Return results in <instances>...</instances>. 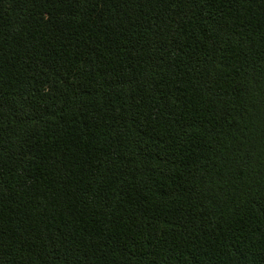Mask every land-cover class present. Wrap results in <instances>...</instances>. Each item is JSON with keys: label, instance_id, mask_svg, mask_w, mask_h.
<instances>
[{"label": "trees", "instance_id": "obj_1", "mask_svg": "<svg viewBox=\"0 0 264 264\" xmlns=\"http://www.w3.org/2000/svg\"><path fill=\"white\" fill-rule=\"evenodd\" d=\"M0 264H264V0H0Z\"/></svg>", "mask_w": 264, "mask_h": 264}]
</instances>
